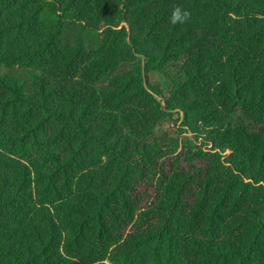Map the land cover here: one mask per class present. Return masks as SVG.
Masks as SVG:
<instances>
[{"label":"trees","instance_id":"16d2710c","mask_svg":"<svg viewBox=\"0 0 264 264\" xmlns=\"http://www.w3.org/2000/svg\"><path fill=\"white\" fill-rule=\"evenodd\" d=\"M0 264H264V0H0Z\"/></svg>","mask_w":264,"mask_h":264},{"label":"rangeland","instance_id":"374dc122","mask_svg":"<svg viewBox=\"0 0 264 264\" xmlns=\"http://www.w3.org/2000/svg\"><path fill=\"white\" fill-rule=\"evenodd\" d=\"M151 79L155 82H160L164 87L167 88V77L166 75H158L156 73H153L151 75ZM178 115L175 114L173 117L166 118L162 123L159 124L157 127L158 132H164V131H178V126L180 124V121L177 119ZM178 120V121H177Z\"/></svg>","mask_w":264,"mask_h":264},{"label":"clouds","instance_id":"9594fccd","mask_svg":"<svg viewBox=\"0 0 264 264\" xmlns=\"http://www.w3.org/2000/svg\"><path fill=\"white\" fill-rule=\"evenodd\" d=\"M169 19L172 25L183 24L191 19V12L181 5H174Z\"/></svg>","mask_w":264,"mask_h":264}]
</instances>
